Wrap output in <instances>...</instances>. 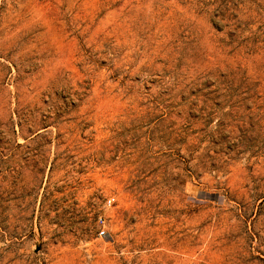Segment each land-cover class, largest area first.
Wrapping results in <instances>:
<instances>
[{
	"label": "rangeland",
	"instance_id": "1",
	"mask_svg": "<svg viewBox=\"0 0 264 264\" xmlns=\"http://www.w3.org/2000/svg\"><path fill=\"white\" fill-rule=\"evenodd\" d=\"M0 264H264V0H0Z\"/></svg>",
	"mask_w": 264,
	"mask_h": 264
},
{
	"label": "built area",
	"instance_id": "2",
	"mask_svg": "<svg viewBox=\"0 0 264 264\" xmlns=\"http://www.w3.org/2000/svg\"><path fill=\"white\" fill-rule=\"evenodd\" d=\"M99 222L102 224V227L104 226V221L99 219ZM99 237H102L105 235V231L104 229L103 230H100L99 233H98Z\"/></svg>",
	"mask_w": 264,
	"mask_h": 264
}]
</instances>
